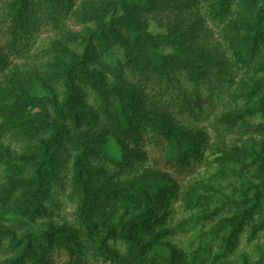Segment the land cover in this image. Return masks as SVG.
Masks as SVG:
<instances>
[{
    "label": "trees",
    "instance_id": "trees-1",
    "mask_svg": "<svg viewBox=\"0 0 264 264\" xmlns=\"http://www.w3.org/2000/svg\"><path fill=\"white\" fill-rule=\"evenodd\" d=\"M0 264H264V0H0Z\"/></svg>",
    "mask_w": 264,
    "mask_h": 264
},
{
    "label": "rangeland",
    "instance_id": "rangeland-1",
    "mask_svg": "<svg viewBox=\"0 0 264 264\" xmlns=\"http://www.w3.org/2000/svg\"><path fill=\"white\" fill-rule=\"evenodd\" d=\"M156 24V23H155Z\"/></svg>",
    "mask_w": 264,
    "mask_h": 264
}]
</instances>
